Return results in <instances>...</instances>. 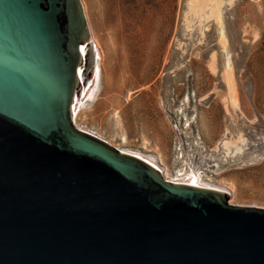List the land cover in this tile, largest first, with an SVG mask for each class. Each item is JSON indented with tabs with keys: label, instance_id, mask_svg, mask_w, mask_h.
I'll return each mask as SVG.
<instances>
[{
	"label": "water",
	"instance_id": "obj_1",
	"mask_svg": "<svg viewBox=\"0 0 264 264\" xmlns=\"http://www.w3.org/2000/svg\"><path fill=\"white\" fill-rule=\"evenodd\" d=\"M98 78L81 0H0V264H264V209L75 126Z\"/></svg>",
	"mask_w": 264,
	"mask_h": 264
},
{
	"label": "rangeland",
	"instance_id": "obj_2",
	"mask_svg": "<svg viewBox=\"0 0 264 264\" xmlns=\"http://www.w3.org/2000/svg\"><path fill=\"white\" fill-rule=\"evenodd\" d=\"M81 1L103 76L80 127L264 209V0H221L220 19L207 7L196 20L189 0Z\"/></svg>",
	"mask_w": 264,
	"mask_h": 264
},
{
	"label": "bare ground",
	"instance_id": "obj_3",
	"mask_svg": "<svg viewBox=\"0 0 264 264\" xmlns=\"http://www.w3.org/2000/svg\"><path fill=\"white\" fill-rule=\"evenodd\" d=\"M221 5H222V1L221 0H209V4H208V7L210 8L211 10V16L212 17H215V18H219L220 19V16H221ZM221 36H220V41L222 43V45L224 46V48L227 47V37L224 33V31H221ZM94 39V38H93ZM95 52H96V56H97V60H98V68H99V78H98V86H97V90H96V93L94 95V98L93 100L87 105V106H83L82 108H79L74 116V124L75 126L81 130V131H84L96 138H99L101 140H104L106 141L104 138H102L100 135L96 134L95 132H91V130L87 131V130H84L82 127H80V124H78V119L79 117L81 116L82 112L88 108V107H91L93 106L97 101H98V97H99V94L101 92V88H102V76H103V68H102V65H103V55H102V52L100 50V47H99V44L98 42L95 40ZM227 64H226V76H225V81H226V85L228 87V90H229V95H230V100H231V103L233 104V107H238V99H237V93H236V85H235V80H234V76H233V73H232V65H231V61L227 60ZM225 74V73H224ZM188 101L190 100V98L188 97L187 99ZM189 127H191V124L189 125ZM108 143V141H106ZM122 142L124 145H128L129 142L128 140L125 138L122 139ZM110 144V143H109ZM118 150H120L122 153H125V154H128V155H132V156H136V157H139L143 160H146L147 162L155 165L159 170L160 172L162 173V176L164 177V179L170 183H179V184H194L196 185L197 187H200V188H204V189H208V190H214V191H220L222 193H225L227 194L228 196L230 195L227 191L221 189V188H217V187H214V186H211V185H208V184H205V181L203 179H201L200 177H198L197 175H195L194 173H190V172H186V174L184 173H181V171H179L178 174H175V175H170V173L167 171V170H164L162 168V166H160V164H157L156 161H155V157L154 156H148L142 152H134V151H131L129 149H125V148H119V147H116ZM147 149V148H145ZM159 156L161 157V159L163 158L161 154H159ZM184 176V180L183 179H180V178H176L177 176ZM231 197V196H230Z\"/></svg>",
	"mask_w": 264,
	"mask_h": 264
},
{
	"label": "built area",
	"instance_id": "obj_4",
	"mask_svg": "<svg viewBox=\"0 0 264 264\" xmlns=\"http://www.w3.org/2000/svg\"><path fill=\"white\" fill-rule=\"evenodd\" d=\"M176 178H180V179H183V180L185 179L184 176H181V175L177 176Z\"/></svg>",
	"mask_w": 264,
	"mask_h": 264
}]
</instances>
